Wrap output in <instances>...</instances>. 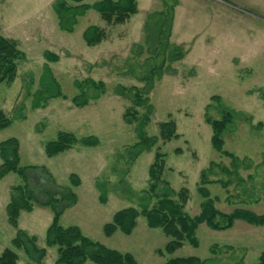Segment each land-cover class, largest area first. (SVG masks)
<instances>
[{
    "label": "rangeland",
    "instance_id": "obj_1",
    "mask_svg": "<svg viewBox=\"0 0 264 264\" xmlns=\"http://www.w3.org/2000/svg\"><path fill=\"white\" fill-rule=\"evenodd\" d=\"M56 1L0 0V36L15 41L25 55L13 84L0 86V110L12 122L0 131V143L18 140L20 166L45 168L57 187H71L69 176L78 177L80 185L72 189L77 202L64 212L60 226L77 227L89 240L120 254H130L136 264H164L191 257L212 260L208 264H256L264 252V227L238 222L229 231L213 232L200 226L195 235L197 246L185 241L171 255L164 251L171 239L160 229H149L143 217L138 218L130 236L116 232L105 237L103 227L116 212L138 209L137 197L147 188L148 171L157 152L165 157L163 179L175 192L188 191L184 211L190 217L200 212V175L211 164L214 167L207 177L209 181H231L227 188L218 184L206 187L217 210L229 214L243 209L264 215V0H177L169 42L181 47L186 55L171 65L173 74L154 82L148 96L153 112L144 133L157 143L134 162L128 151L139 142L138 123L129 124L124 119L132 106L131 97L119 96L117 90L143 87L127 76L128 65L133 63L131 50L136 44L143 45L145 17L160 11L162 3L136 0L138 13L121 26L107 25L89 10L68 34L58 26L53 11ZM101 1L85 3L92 6ZM91 26L103 29L106 40L88 48L82 34ZM45 53L59 60L49 62ZM146 58L144 54L140 61ZM45 66L64 98L35 110L31 107L33 94ZM84 81L101 82L104 89L99 99L79 108L72 99L81 93L75 83ZM92 88L83 87L88 97L96 95ZM213 97L239 115L223 138L222 150L238 160L236 176L227 177L220 171L223 168L232 172L231 159L211 146L206 108L211 107L209 117L219 118ZM137 112L141 115L144 110ZM168 121L174 122L179 138L164 143L159 125ZM60 132L71 133L78 140L92 137L97 143L89 147L78 143L59 156L47 158L44 145ZM176 150L180 154H175ZM19 184L22 180L15 174L0 179V255L12 249L11 241L20 230L34 236L38 248L46 251L41 264H55L57 248L45 243L53 218L49 209L35 206L29 213L21 212L17 230L7 223L5 208L10 191ZM98 186L106 191L104 204L99 202ZM16 253L17 264H33L23 251Z\"/></svg>",
    "mask_w": 264,
    "mask_h": 264
},
{
    "label": "trees",
    "instance_id": "obj_2",
    "mask_svg": "<svg viewBox=\"0 0 264 264\" xmlns=\"http://www.w3.org/2000/svg\"><path fill=\"white\" fill-rule=\"evenodd\" d=\"M86 0H58L53 5L58 26L61 31L71 34L77 25L78 19L86 15L89 10L95 11L107 25H124L131 17L138 13L136 0H103L92 6L85 3ZM162 8L149 15H146L143 33V45L136 44L131 50L132 64L128 65L127 76H131L142 88L130 87L129 89L119 88V96L131 97L132 106L126 110L123 117L127 123L137 122L136 132L139 142L128 151L129 159L134 162L136 158L145 151H150L157 143V139L149 138L144 133V127L149 122L153 108L149 104L148 96L153 90L154 82L160 80L165 74H173L171 65L183 60L186 52L178 46L170 44V36L174 21L177 0H160ZM83 41L88 48L100 45L106 40V33L96 26L88 27L82 34ZM146 59L140 61L143 55ZM49 62H57L56 55L45 53ZM25 60V55L18 48L15 41L0 36V86H10L17 77L18 66ZM75 86L81 91L77 97L72 99L76 107H85L89 100H97L103 92V83L91 81L76 82ZM93 87V97H88L83 91ZM62 90L58 82L45 66L43 75L39 82V88L33 94L31 107L40 109L49 101L63 99ZM215 103L214 110L218 119L207 115L206 124L212 130L211 146L218 154H225L223 150V138L234 126L239 115L228 109L219 102L217 97L211 99ZM138 109L144 110L139 115ZM12 124L11 120L0 110V131L7 129ZM159 137L164 142L176 140L179 135L176 133L174 122L168 121L159 125ZM94 146L95 138L78 140L71 133L60 132L54 141L44 145V154L47 158H54L66 151L71 150L76 144ZM20 145L18 140L12 138L0 143V179L9 174L17 175L22 184L11 188L10 200L5 211L7 223L11 228L18 229V219L21 212L29 213L35 206L49 209L52 214V222L46 232L45 243L47 247L57 248V259L55 264H136L130 254H120L109 250L98 243L84 237L77 227L63 228L59 222L64 212L73 207L77 197L72 189L80 185L78 177L74 174L69 176L71 187H57L52 175L43 167L20 166L19 156ZM175 154H180L176 150ZM231 159L232 172L220 168V171L227 177L236 176L239 166L238 160L233 156L225 154ZM164 155L157 152L148 171L147 188L137 197L136 208H126L116 212L111 221L103 227L105 237H111L116 232L124 236H130L137 226L140 217L145 218L149 229H160L162 233L170 238L164 248L167 254H173L182 248L186 241L196 247V231L200 226H205L213 232H226L240 222L253 227H264V215H257L251 211L235 209L229 214L220 212L215 208V202L209 197L207 186L218 184L227 188L231 181H209L208 175L213 170L211 164L207 171H202L198 192L203 200L200 204V212L190 217L184 211L188 202V191L181 189L175 192L167 181L163 179ZM101 193L99 202H106V191L100 186ZM11 250L6 249L0 255V264H17L19 257L17 251H23L25 257L33 264H41L46 257V251L37 246V239L27 233L18 230L11 241ZM213 253V251H212ZM159 254H162L159 251ZM212 260H200L198 258L171 259L164 264H208ZM241 264V263H240ZM256 264H264V252L261 253Z\"/></svg>",
    "mask_w": 264,
    "mask_h": 264
}]
</instances>
